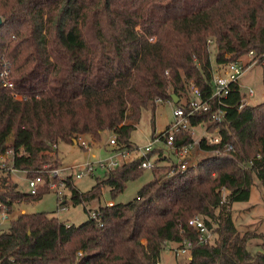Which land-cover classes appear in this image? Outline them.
Returning a JSON list of instances; mask_svg holds the SVG:
<instances>
[{
	"label": "trees",
	"instance_id": "trees-1",
	"mask_svg": "<svg viewBox=\"0 0 264 264\" xmlns=\"http://www.w3.org/2000/svg\"><path fill=\"white\" fill-rule=\"evenodd\" d=\"M0 16V156L12 150L14 170L46 180L37 194L23 192L13 170L0 166V211L49 192L61 142L101 141L110 131L115 151L133 150L144 110L155 117L158 102L175 93L188 112V97L181 102L188 85L211 94L209 39L217 64L254 49L264 81V0H0ZM5 67L12 90L3 85ZM241 97L231 89L222 122L190 117L192 126L210 122L220 141L203 138L210 154L185 173L159 149L152 179L130 201L99 204L97 218L75 225L45 211L18 214L0 232V264H156L168 243L185 240L193 241L189 264H264V233L240 231L232 213L250 199L255 177L264 184V100L240 108ZM193 141L191 131L176 133L177 145ZM143 158L106 169L87 192L75 174L61 181L75 203L100 198L104 188L115 199L147 169ZM197 214L213 228L206 243L189 224Z\"/></svg>",
	"mask_w": 264,
	"mask_h": 264
},
{
	"label": "rangeland",
	"instance_id": "rangeland-1",
	"mask_svg": "<svg viewBox=\"0 0 264 264\" xmlns=\"http://www.w3.org/2000/svg\"><path fill=\"white\" fill-rule=\"evenodd\" d=\"M209 44V48L211 50V61L214 69H216V45L213 41ZM241 59L244 63L250 61V57L247 54L243 55ZM262 71L263 65L257 60H253V65L246 68L243 77L241 78L243 91H246L247 87H252L254 89V95L249 98L251 101H249L250 104H256V102L264 100V81H262ZM189 90L190 88L188 85L186 91L182 95L181 102H184L187 97L189 98ZM176 105L178 104L171 99L159 101L155 117L152 115L150 108L144 110L137 128L131 133V142L141 147L147 144L148 139H150L153 135V117L157 131H162L170 126L175 121L174 109ZM210 125V122H203L199 126H195L191 131L193 138L200 143L203 138H206L209 141L215 137L220 138L217 133L218 131H212L210 129ZM112 135L113 134L109 131L102 135L101 141H95V143H93L94 141L90 140L88 148L78 143L79 146H69L71 149H65L66 146L61 144L59 153L64 164L70 166L87 161L98 163L100 160H106L112 157V159H118L120 163H123L125 160H133L135 157L141 155L140 151H137L124 158L121 154L113 151L112 148H110L111 146L108 144ZM105 141L107 142L106 144ZM200 143L199 145L196 144L192 152L191 159L195 160V163L210 154L200 148ZM159 149H163L164 152L169 154L172 161H176V156L172 152L171 148L161 142L154 145V152L152 154L153 159L157 158ZM9 161L10 160L8 159V162ZM61 172V176H59L54 182L55 186L51 187L48 185L49 189L47 190L49 192L44 194L41 199L31 202L17 201L13 206L12 212L9 213L8 219L6 220H3L2 213L0 211V232L8 229L10 222L14 217L20 213H25L23 209H25L28 213L45 211L48 212L50 216L57 217L60 221L80 225L90 219V213L95 210L99 204L108 203L110 200H114L115 202H127L132 200L137 195L138 190L146 182L151 180L153 176L151 168H147L139 178L129 181L124 191L121 192L115 199L111 197L109 188H104L100 198H92L90 200H84L80 203H75L72 199L70 189L61 182V178L67 177V175L63 172V169H61ZM103 174L104 170L97 169L93 175L86 174L81 178L73 177V183H76L77 188L81 191L87 192L97 183V177L103 176ZM11 180L18 184V189L20 191H29L28 176L25 172L19 170L12 171ZM224 193L227 194L229 191L224 189ZM232 213L237 228L240 231L244 232L246 230H255L264 233V184L262 181L255 177L250 199L248 201L235 202L232 206ZM259 242L260 240H253L254 244ZM176 246L177 245L174 243H168L166 245L160 258V262L162 264H189L191 251L176 255L174 249ZM253 248V250H256L257 247Z\"/></svg>",
	"mask_w": 264,
	"mask_h": 264
},
{
	"label": "built area",
	"instance_id": "built-area-1",
	"mask_svg": "<svg viewBox=\"0 0 264 264\" xmlns=\"http://www.w3.org/2000/svg\"><path fill=\"white\" fill-rule=\"evenodd\" d=\"M151 40L154 41L155 37H151ZM212 42V39H209V43ZM250 57V61L247 63L240 58L239 61H232L224 64H217V68L214 69V76H213V91L208 96L204 97L203 92L199 86L191 85L189 90V108L190 110L186 112V109L182 105H176L174 109L175 114V121L168 126L166 129L162 131H157L155 134L152 135L150 139H148L147 144L143 147L137 146L132 149H122L116 151L118 154H121L124 158L131 155L133 152L140 151L141 155L144 156L143 160L141 161V167L143 168H154L157 166L156 159L149 157L148 154L154 150V145L158 142L165 143V145L171 148L172 152L176 156V165L180 172L185 173L189 167L196 165L195 160L191 159L192 152L196 146L199 145V141L195 140L191 143L176 144V133L179 131L188 132L192 131L193 127L191 125V116L196 114H203L209 113L210 119L213 122H222L224 119V115L226 113L225 102L224 99L229 95L231 89H237L241 93L242 97L239 102L240 108L244 107L247 104H250V97L254 95V89L252 87H247L246 91H243V85L241 83V78L247 67L253 65V56L255 55L254 49L251 50L248 54ZM257 60V59H254ZM1 78L3 81V85L8 89L14 88V82L9 77V69L5 67V69L1 72ZM15 97H20L18 94L14 93ZM215 100V103L213 102ZM250 101V102H249ZM202 124V123H200ZM199 124V125H200ZM109 143L113 147L118 146L117 135L112 133ZM212 140L209 141V143ZM215 142H219L220 138L215 137ZM77 142L87 147L89 146V141L84 137L80 136ZM199 147V146H198ZM232 149V145L228 146ZM260 152L257 155V158L260 157ZM13 157V151L9 150L6 152L5 155L0 156V166L4 168H9L14 171L13 167L10 163H8V159L11 160ZM138 157V156H137ZM113 158V157H112ZM106 159L100 160L98 163L94 162H85L83 165L74 167L76 178H81L86 174H92L97 167H101L104 170H109L114 168L118 165H121L118 159ZM127 160H125L126 162ZM130 161V160H129ZM254 163V159L249 161L248 167H251ZM46 168V167H45ZM62 168H55L49 171L50 182L48 185L54 187L55 184L54 178H58L61 176ZM65 178V177H62ZM61 178V179H62ZM62 182V181H61ZM63 183V182H62ZM46 184V180L42 175H36L34 177H28V185H29V192L32 194H37L38 190ZM64 184V183H63ZM225 188H223L224 191ZM107 204L112 205L113 201H109ZM3 209L1 210L3 220L8 219L9 212L7 211V207L2 205ZM92 218L98 217L97 210H93L90 213ZM189 224L193 226L200 234L199 243H206L210 241L213 237V228L210 227L206 222V216L197 214L189 220ZM100 225H103L100 223ZM193 246V241L185 240L182 245L176 246L175 253L176 255L187 253L191 251ZM156 264H162L158 261Z\"/></svg>",
	"mask_w": 264,
	"mask_h": 264
},
{
	"label": "crops",
	"instance_id": "crops-1",
	"mask_svg": "<svg viewBox=\"0 0 264 264\" xmlns=\"http://www.w3.org/2000/svg\"><path fill=\"white\" fill-rule=\"evenodd\" d=\"M217 64V63H216ZM179 100H180V97H179ZM197 126H199V125H197ZM195 127V126H194ZM194 127H193V129H194ZM155 129H157L156 127H155ZM109 132V131H108ZM156 132H157V130H156ZM107 132H104L103 134H106ZM112 133V132H111ZM85 138H87V140L88 141H90L91 140V137L90 136H85ZM98 142V141H97ZM93 143H95V142H93ZM107 142L105 141V144H106ZM61 144H64V146H66L65 147V149H71V147H69V146H79L78 145V142H73V143H66V142H61L59 145H58V153H59V148H60V145ZM111 147L110 148H112V150L113 151H115V147H113L110 143H108ZM108 146V145H107ZM106 147V146H105ZM116 152V151H115ZM166 155H169V154H167L166 152H164ZM59 156H60V158H61V162H62V164L60 165V168H62L63 169V172L67 175V176H70V175H73V172H74V170H75V168L74 167H77V166H80V165H83L84 163H77V164H73V165H70V166H68V165H66V164H64V162H63V159H62V157H61V155H60V153H59ZM170 157V156H169ZM170 160H172V158L170 157ZM87 162H90V161H87ZM97 169H101V170H104L103 168H101V167H97L95 170H94V172L97 170ZM105 171V170H104ZM94 172L92 173V174H90V175H93L94 174ZM76 184V183H75ZM18 185V184H17ZM111 201V200H110ZM66 203V202H65ZM23 211L24 212H26V210L25 209H23ZM68 224H70V223H68Z\"/></svg>",
	"mask_w": 264,
	"mask_h": 264
},
{
	"label": "water",
	"instance_id": "water-1",
	"mask_svg": "<svg viewBox=\"0 0 264 264\" xmlns=\"http://www.w3.org/2000/svg\"><path fill=\"white\" fill-rule=\"evenodd\" d=\"M3 23H4V20H3V17L2 16H0V27L3 25ZM172 97H173V101L175 102V103H178V101H179V97L175 94V93H173L172 94ZM77 142V141H76ZM17 185V184H16Z\"/></svg>",
	"mask_w": 264,
	"mask_h": 264
}]
</instances>
